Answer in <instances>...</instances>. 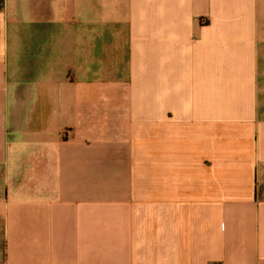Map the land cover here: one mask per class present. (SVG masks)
<instances>
[{"label": "crops", "instance_id": "obj_1", "mask_svg": "<svg viewBox=\"0 0 264 264\" xmlns=\"http://www.w3.org/2000/svg\"><path fill=\"white\" fill-rule=\"evenodd\" d=\"M264 264V0H0V264Z\"/></svg>", "mask_w": 264, "mask_h": 264}, {"label": "built area", "instance_id": "obj_2", "mask_svg": "<svg viewBox=\"0 0 264 264\" xmlns=\"http://www.w3.org/2000/svg\"><path fill=\"white\" fill-rule=\"evenodd\" d=\"M213 264H223V263H222V262H218V261H217V262H215V263H213Z\"/></svg>", "mask_w": 264, "mask_h": 264}]
</instances>
